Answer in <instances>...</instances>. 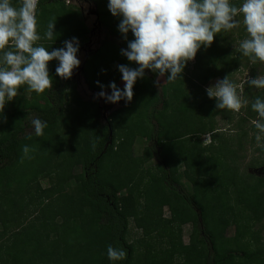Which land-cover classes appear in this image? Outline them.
Returning <instances> with one entry per match:
<instances>
[{
  "label": "trees",
  "instance_id": "16d2710c",
  "mask_svg": "<svg viewBox=\"0 0 264 264\" xmlns=\"http://www.w3.org/2000/svg\"><path fill=\"white\" fill-rule=\"evenodd\" d=\"M68 1L38 0V34L43 37L53 18L56 28L53 40L42 38L37 45L52 50L76 37L78 56L92 30L81 7ZM87 1L99 15L96 24L120 42H106L107 48L101 45L94 52L97 62L104 56L101 65L86 60V82L100 92L90 81L94 74L105 86L115 82L123 89L122 74L114 66L136 65L121 55L127 47L118 30L121 18L109 11V0ZM12 3L19 7L20 0ZM242 3L230 0L236 6ZM239 19V28L222 31L211 47L198 51L183 78L165 83L166 98L155 86L157 74L146 70L145 78L134 85V103L111 114L107 124L101 123V106L84 102L76 87L74 107L66 101L71 79L56 75V60L49 63L50 89L37 94L20 87L31 99L19 109L0 111V264H264V177L243 174L239 166L245 144L255 141L249 140L250 131L257 132L246 126L256 118L251 102L264 98V89L243 85L241 96L249 105L239 114L232 140L236 138V148L216 133L214 124L217 115L229 117L232 111L217 109L206 93L211 81L229 75L232 80L234 71L251 63L234 48L248 36ZM128 39L134 36L129 33ZM144 107L150 110L151 135L133 122L132 116ZM34 118L47 122L42 136L35 135L34 128L27 132ZM207 134L213 136L209 146L202 142ZM137 137L152 145L135 159ZM25 145L35 149L31 158H24ZM151 160H157L154 170H145ZM78 166L79 175L74 171ZM182 179L192 184L191 193L178 189ZM44 180L50 182L45 189ZM166 206L170 220L163 219ZM132 224L139 236H132ZM188 225L192 230L185 244L183 229ZM232 227L235 235L226 236ZM109 245L124 249L126 258L109 260Z\"/></svg>",
  "mask_w": 264,
  "mask_h": 264
},
{
  "label": "clouds",
  "instance_id": "9594fccd",
  "mask_svg": "<svg viewBox=\"0 0 264 264\" xmlns=\"http://www.w3.org/2000/svg\"><path fill=\"white\" fill-rule=\"evenodd\" d=\"M38 0H20L19 7L12 0H0V111L6 103L15 99L18 89L26 85L29 91L44 93L53 85L49 63L58 61L56 75L71 79L74 69L81 65L78 59L79 40L73 37L64 41V46L46 49L37 45L42 38L54 39L55 18L47 24L43 37L38 34ZM108 9L113 16L120 17L118 30L127 41L121 55L135 64H118L122 74L123 89L115 82L105 86L96 81L101 89H111V94L102 90L97 98L108 103H119L122 99L131 102L134 85L145 78L146 70L157 74L155 86L160 88V78L167 76L172 83L183 78L182 73L189 61H193L198 51L208 48L222 31L240 27L242 22L248 34L239 42L237 51L248 57L251 63H264V0H243L240 6L230 4V0H109ZM131 33L134 39H128ZM84 68V67H83ZM229 76L217 79L206 88L210 99L216 101V108L239 113L247 108L249 101L237 91L239 85ZM247 84L256 89H264V74L248 77ZM251 110L256 113L250 124L257 130V146L264 148V98L256 97L251 102ZM35 135L42 136L47 122L39 118L31 120ZM31 149L23 147L24 158H31ZM109 260L116 262L126 258L127 252L111 245L107 248Z\"/></svg>",
  "mask_w": 264,
  "mask_h": 264
},
{
  "label": "rangeland",
  "instance_id": "374dc122",
  "mask_svg": "<svg viewBox=\"0 0 264 264\" xmlns=\"http://www.w3.org/2000/svg\"><path fill=\"white\" fill-rule=\"evenodd\" d=\"M75 4L79 7H83L84 8V13L86 16V20L87 23L89 25V27L91 28V30L94 33V36L92 37L93 39V44L91 46H84L83 49H81L79 55H78V59L81 60V65L79 68L74 69L73 72V76L71 78L70 81V87H69V94L67 96L66 101L71 103V106L74 107L73 105L75 104V93L74 88L76 87V91L77 94L80 95V97L82 98V100L84 102H93V103H98L101 108H102V112H101V117H102V124H107V120L109 118V116L113 113H115L117 110L126 107L130 104V102H126L125 100H121L119 103L113 104V103H108L105 101L104 98H97V93H99V91H92L91 88L88 86L87 82H86V78L84 76V72L82 71V67L84 66V64L87 62L86 60L90 59V63L89 65H101L102 62L104 63V56L102 55L99 59V61H96V52L98 50V48L102 45V47H106L105 45L109 44L106 42H110L112 40H115V42H120L117 38L112 37L111 35H109L107 32H105L104 30H102L100 27L94 26V24H96V16L94 13L90 14L89 11H94L93 9L95 8L93 5L85 2V0H69L67 2V4ZM92 34V32H91ZM109 38V40H107ZM107 40V41H106ZM105 41V43H104ZM242 40H239L236 44L234 48H238L239 46V42ZM82 44V42L80 43ZM111 44V43H110ZM107 48V47H106ZM196 59H194L193 61H190L189 66H193V64L195 63ZM117 65H115L114 67H116ZM91 66H89L90 68ZM253 68H255V73L257 75L259 74H264V63H261L259 61H257L255 64L250 63L248 65V67H241L239 70L234 71L231 74L232 77V81L234 83H236L237 85H239L240 87H238V90H240V95H242V91H243V85L244 83L247 81L248 77H251ZM102 68L100 67V70ZM90 81L91 83L96 87L97 83L96 81L98 80V77H96L93 74V78L89 75ZM217 79L211 81L207 86H212L215 84ZM100 81V80H99ZM160 82H161V86L160 88H158L159 94L163 97L166 98V91L165 89V83H166V79L165 77L160 78ZM101 84L104 85V83H102V81H100ZM76 85V86H75ZM120 86H124V82H121ZM100 91H102L103 89H101L98 85L97 88ZM107 92L109 94H111V91ZM26 99H31V93L26 92V93H22L19 91L18 89V93L17 96L14 99V103H9L6 104L4 111L5 112H11L13 110L19 109L22 107V104L24 102V100ZM131 103L133 102V99L131 101ZM162 105L158 106V109L161 108ZM140 108V107H138ZM244 109V108H242ZM3 111V112H4ZM147 111H150L149 108H142L141 110H139L136 113V116H132L133 117V122L139 124L141 127L146 128L149 132L150 135L152 133L153 130L152 129V121L148 122V115H147ZM124 113V112H123ZM125 114V115H124ZM123 115L126 116L127 113H124ZM240 112L236 113V112H231V115L229 114V117H225L224 115H217L214 118V124H215V129H216V133L219 134L221 137H223L225 140L229 139L230 142H232L233 137L236 136L237 134V124L239 123V119H240ZM117 115H120L119 113ZM132 115V113L129 114V117ZM116 119H122L121 116H117ZM246 126L249 128L252 125L249 123L246 124ZM33 131V127L32 129H27V132L30 134ZM143 131V130H142ZM255 132L254 131H250V135H249V140H253L255 137ZM262 136H264V134H262ZM202 142L204 143L205 146H209L211 142H213V136L212 134H207L205 136L202 137ZM237 141L235 138V141L232 142L233 147H237L236 145ZM152 143L149 142L148 140H146L145 138H136L135 142H134V147H133V155L134 158H140L143 157L145 155V151L146 149L151 146ZM261 148L259 146H257V142L256 140L254 141V143H251V141L249 143L245 144V147L243 149V151L240 152V156H242L243 158L240 160V171L243 174H253L255 176H259L261 178L264 177V166L262 165V162L264 161V152L260 151ZM41 153V152H40ZM43 157V156H42ZM39 159V154L35 156V160ZM157 163V160H151L150 162H147L146 165H144L145 170H154L155 165ZM29 170V169H28ZM75 174H80L82 169L81 167H76L74 169ZM183 171V170H182ZM117 181V180H116ZM42 188H48V186H50V182L47 180L42 181ZM74 185L70 184V188H72ZM178 189L184 190V194H189L192 192V184L187 180V179H182L180 182V187ZM264 190V187H263ZM125 193L123 192L122 195H124ZM171 209L166 206L163 210V219L164 220H170L171 219ZM131 229V234L132 236H139L141 233H139L138 230H136L134 228V224L131 225L130 227ZM192 230V226L188 225L185 226L183 229L184 235H183V241L185 244H189L190 242V232ZM235 235V228L232 227L229 229V231L227 232L226 236L228 237H233ZM262 239L264 240V231H263V236ZM259 246V245H257ZM260 247V246H259ZM251 252L253 251H257L256 247L255 249L253 247H251L250 249Z\"/></svg>",
  "mask_w": 264,
  "mask_h": 264
},
{
  "label": "flooded vegetation",
  "instance_id": "af4514ba",
  "mask_svg": "<svg viewBox=\"0 0 264 264\" xmlns=\"http://www.w3.org/2000/svg\"><path fill=\"white\" fill-rule=\"evenodd\" d=\"M85 2H87V3H89V4H91V5H93L94 7H95V5L92 3V2H89V1H87V0H85ZM81 9L83 10V12H84V8L83 7H81ZM94 10V9H93ZM95 11V10H94ZM94 11H89V13L90 14H92V13H94ZM85 14V13H84ZM97 22V21H96ZM94 26H97V27H100V25H98V24H94ZM94 33L95 32H93L92 31V34L90 35V40H89V42H88V44H86L87 46H91L92 44H93V39H92V37L94 36ZM84 67V66H83ZM82 67V71H84V68Z\"/></svg>",
  "mask_w": 264,
  "mask_h": 264
},
{
  "label": "water",
  "instance_id": "95a60500",
  "mask_svg": "<svg viewBox=\"0 0 264 264\" xmlns=\"http://www.w3.org/2000/svg\"><path fill=\"white\" fill-rule=\"evenodd\" d=\"M94 14L98 17V21H99V15H98L97 11H94ZM111 137H112V135H111ZM110 143H112V141H110Z\"/></svg>",
  "mask_w": 264,
  "mask_h": 264
}]
</instances>
